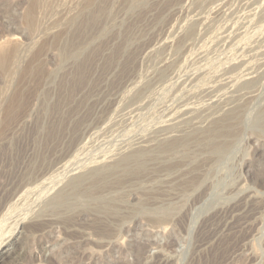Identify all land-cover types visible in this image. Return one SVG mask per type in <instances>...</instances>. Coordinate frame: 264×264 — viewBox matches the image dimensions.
<instances>
[{
  "label": "rangeland",
  "instance_id": "obj_1",
  "mask_svg": "<svg viewBox=\"0 0 264 264\" xmlns=\"http://www.w3.org/2000/svg\"><path fill=\"white\" fill-rule=\"evenodd\" d=\"M11 29L0 54V197L13 192L0 264H264L254 181L264 142L245 134L230 195L214 201L205 186L211 142L264 88V0H0V34ZM51 130L60 141L44 159ZM168 198V224L148 221L145 208ZM112 204L131 213L116 221Z\"/></svg>",
  "mask_w": 264,
  "mask_h": 264
},
{
  "label": "bare ground",
  "instance_id": "obj_2",
  "mask_svg": "<svg viewBox=\"0 0 264 264\" xmlns=\"http://www.w3.org/2000/svg\"><path fill=\"white\" fill-rule=\"evenodd\" d=\"M92 21H93L92 15L89 16L87 20H85L86 23H92ZM86 23H85V25H90V24H86ZM14 32H15V29H11L8 31H3V33L0 34V54H2L4 51L9 49V47L11 45L10 42L13 39L12 37H13ZM1 62H2V58H0V63ZM257 83H258L257 79H253L251 81L246 82V85L248 86L247 88H249V90H250L249 92H253L256 89L255 86L257 85ZM60 86H62V84ZM60 97H62V95L57 96V99L49 105V110L54 111V112L59 111V109H60L59 108ZM258 98H259V100H257ZM256 100H257V103L252 105V103H254V101H256ZM46 109H47V107H46ZM58 120H61V119L58 117ZM247 132H249L251 134V136L254 137L255 140L264 142V88L262 89V91L260 93V97L256 96L253 99H248V100L242 102L236 108V110L233 112L232 116H230L226 120V122H224L223 127L221 129V132L220 133L218 132L219 133L218 139H216V140L214 139L215 141L212 140L213 142H211L212 143L211 145L207 142L210 145V147L213 148L215 150V152L218 154V159L217 160L215 159L216 161L213 159L215 161V163H214L215 165L213 164L214 165L213 168L210 167L211 170L208 172V175H207L209 181L205 184V186L209 187L208 188L209 190L212 189L211 190L212 191V194H211L212 198L211 199H213L214 201H217L219 199L227 197V194L230 195L232 193V187L237 185V181L239 180V177H240L239 173L237 172L238 169L236 170L237 167L235 168V165L232 164L233 162L229 163V161L234 160V156L236 153H243L245 151L246 146L243 143V138ZM56 133H57L56 130L48 131V134L45 138V141L41 145L38 146L37 153L40 154L42 156V158L45 159L48 156V154L55 151L54 147H55V145H58V142L60 140L58 138H51V137H53ZM72 141H73L72 139L69 140L68 145H67V150L73 146ZM212 153L214 154V152H212ZM219 156H221V158H219ZM215 157L217 158V155ZM212 158H214V156ZM212 158H208V161H211ZM78 177H81V176L77 175L73 179L78 178ZM191 177H190V181H189L188 186L196 184L197 182L199 184L198 180H199L200 176H197V174L196 175L194 174V176H191ZM187 180H189V178H187ZM181 181H182V179H181ZM254 181L257 185L263 186L264 185V175L263 176L261 175L260 178H257V177L254 178ZM58 183L59 182L56 183V186ZM182 183H183V181H182ZM201 183H200V185H201ZM56 186L54 184L51 188H49L47 193L50 190L54 189ZM174 188H176V187H174ZM184 189L185 188L182 189L183 193H186V192H184ZM190 189H192V188H190ZM190 189H188V190H190ZM85 190L88 191V189H85ZM85 190H83V191H85ZM179 190H181V189H179ZM194 190L196 191V189H194ZM205 190H206V188H205ZM94 191L96 192V190H94ZM192 191H193V189H192ZM203 191L204 190H201L199 194H197V192H196V194L198 196H194L195 197V199H194L195 203L196 202L198 203L200 198H202ZM193 192H191V193H193ZM198 192H199V190H198ZM12 193L13 192L9 191L0 197V210L2 209L3 205L11 198ZM44 193H46V192H44ZM85 193L86 192H84V195H87ZM91 193H93V191ZM183 193H182V195L179 193L180 196H183L184 195ZM88 194L91 195L90 192ZM127 194H129V193H127ZM63 195H64V192H63V189H61V190L57 191L54 198L60 199ZM81 195H83V193H81ZM186 195H189V192ZM205 195H206V193H205ZM93 197H94V195H93ZM166 197H168V196H166ZM189 197H192V196H189ZM122 199H120V200H122ZM190 199H188V201H186V202L188 203ZM115 200H117V199H115ZM162 201H160L158 204L157 203H151L145 208L149 212L148 221H150L154 225L168 224V222L170 221V219L172 217L171 213L173 215V212H174L173 209H175L177 207L176 201H173L171 199L165 200L163 202ZM192 201H193V199L190 202H192ZM200 201H202V200H200ZM122 202H125V201L122 200ZM107 203H108V201H107ZM195 203H194V205H195ZM206 203H209V202L207 201ZM206 203L205 202L202 203L199 206V208L204 207L206 205ZM179 204H180L179 206H181V207L186 205L185 203H182V202H179ZM128 206L129 205H125L124 207L127 208ZM99 207L102 208L103 206H99ZM120 207H121L120 204H112L111 208L105 209V212H106V210H108L109 211L108 216L110 215L116 221L121 220V219L123 220V218H125L131 212L125 213L123 210L122 211L120 210V209H123V207H121V208ZM187 207H188V205H187ZM132 208H134V207H132ZM188 208H191V207H188ZM188 208H187V210H188ZM97 209H99V208H97ZM129 210H132V209H129ZM187 210H186V212H187ZM132 212H134V211L132 210ZM177 212H178V210H177ZM112 218H111V220H112ZM96 231H97V233L105 235V236H110V234H112L111 230L106 228V227H97ZM122 232H123V228L120 227L117 229L116 233L120 234Z\"/></svg>",
  "mask_w": 264,
  "mask_h": 264
}]
</instances>
